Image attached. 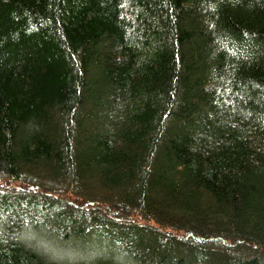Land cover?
Returning <instances> with one entry per match:
<instances>
[{
    "label": "trees",
    "instance_id": "16d2710c",
    "mask_svg": "<svg viewBox=\"0 0 264 264\" xmlns=\"http://www.w3.org/2000/svg\"><path fill=\"white\" fill-rule=\"evenodd\" d=\"M29 231L264 264V0H0V264Z\"/></svg>",
    "mask_w": 264,
    "mask_h": 264
},
{
    "label": "rangeland",
    "instance_id": "374dc122",
    "mask_svg": "<svg viewBox=\"0 0 264 264\" xmlns=\"http://www.w3.org/2000/svg\"><path fill=\"white\" fill-rule=\"evenodd\" d=\"M26 238L36 243L37 247H35L40 258L47 262V264H83L87 260L95 264L98 257L97 254L99 253V247L96 246L95 240H89L86 243H74L76 247L78 246V249H75L68 245L70 241L65 245L60 243V241H56L50 235L42 236L41 233L37 234L36 232L31 233L29 231ZM222 261L225 262L226 259ZM217 262L214 260L213 264H218Z\"/></svg>",
    "mask_w": 264,
    "mask_h": 264
}]
</instances>
